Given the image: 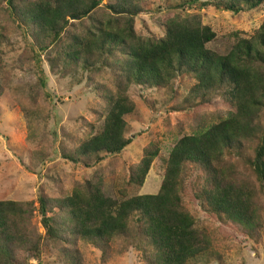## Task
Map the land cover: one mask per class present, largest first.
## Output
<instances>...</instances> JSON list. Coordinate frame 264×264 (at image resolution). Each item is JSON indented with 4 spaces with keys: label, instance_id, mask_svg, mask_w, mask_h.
Here are the masks:
<instances>
[{
    "label": "trees",
    "instance_id": "obj_1",
    "mask_svg": "<svg viewBox=\"0 0 264 264\" xmlns=\"http://www.w3.org/2000/svg\"><path fill=\"white\" fill-rule=\"evenodd\" d=\"M104 1L0 0V24L10 23L22 34L39 86H47L43 56L59 73L81 70L96 77L95 122L62 156L90 168L121 154L133 141L127 136V116L137 106L131 88L172 92L180 74L195 80L178 108L193 109L189 131L165 157L161 146L150 141L129 166L120 200L105 194L101 166L57 196L39 195L37 207L28 200H0V264L41 262L45 247L63 264H80L78 241L101 251L103 261L131 249L145 264H190L213 257L212 233L198 224L192 202L210 219L259 243L264 231V21L253 37L237 35L231 50L220 54L209 48L216 32L200 13L164 15L165 34L157 37L135 28L152 0ZM263 4L182 0L183 6L233 13ZM14 84L0 71V93L5 86L18 92ZM18 103L28 117L42 113L35 104ZM158 158L164 165L159 191L127 197L128 186L143 187ZM36 213L44 235L33 223Z\"/></svg>",
    "mask_w": 264,
    "mask_h": 264
},
{
    "label": "rangeland",
    "instance_id": "obj_2",
    "mask_svg": "<svg viewBox=\"0 0 264 264\" xmlns=\"http://www.w3.org/2000/svg\"><path fill=\"white\" fill-rule=\"evenodd\" d=\"M170 12L200 13L203 23L216 32V38L208 44L209 48L220 54H227L231 50L237 35L253 37L264 21V4L259 8L233 13L214 7L199 9L197 5L183 6L182 0H152L151 8L136 18L135 28L139 33L162 37L165 34L163 16L172 15ZM0 32L4 33L0 37V71L15 82L13 87L18 90L13 92L5 86L0 93V200H28L37 207L39 195L50 198L57 196L62 188L89 178L100 166L105 168V194L120 200L122 197L118 191L127 181L129 166L140 160L144 147L150 141H156L161 146V157H165L177 139L189 131L188 116L193 109L180 111L178 108L195 80L189 74H180L174 80L172 92L164 89L143 90L139 86L131 88L130 94L137 106L127 116L130 124L127 136L133 141L121 154L108 155L90 168L68 161L62 152L70 151L83 138L87 124L95 122L96 77L81 70L77 73H59L50 67L43 56L47 86H39L35 61L22 34L10 23L0 24ZM18 100L27 107H32V104L39 106L42 113L28 117L21 110ZM177 126H182V130ZM33 152H38L37 157ZM163 175V160L158 158L143 187L128 186L127 197L156 194ZM189 207L195 213L198 224L210 231L214 239V256L198 258L190 264H264V231L258 243L237 228L210 219L199 205L192 202ZM41 222L40 214L36 213L33 223L39 234L44 235ZM77 247L80 264H145L133 249L103 261L98 249L86 247L81 241L77 242ZM45 248L41 262H30L63 264L56 252Z\"/></svg>",
    "mask_w": 264,
    "mask_h": 264
}]
</instances>
